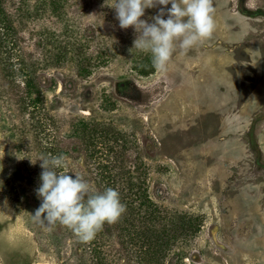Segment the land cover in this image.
<instances>
[{
  "label": "rangeland",
  "instance_id": "1",
  "mask_svg": "<svg viewBox=\"0 0 264 264\" xmlns=\"http://www.w3.org/2000/svg\"><path fill=\"white\" fill-rule=\"evenodd\" d=\"M114 3L0 0V264H92L89 242L32 218L42 169L31 160L51 156L52 143L77 142L70 127L78 118L123 130L146 163L152 199L193 221L159 264H264V0H213L211 38L187 52L177 47L165 71L150 53L129 51L136 33L119 27ZM3 16L13 28L7 43ZM59 41L69 44L61 61ZM78 53L88 73L78 72ZM26 78L41 85L47 138L35 132L33 107L19 102ZM73 150L79 158L64 155L58 171L90 187L99 162L120 164L105 148L98 160ZM123 223L108 232L113 264H146L122 251Z\"/></svg>",
  "mask_w": 264,
  "mask_h": 264
},
{
  "label": "trees",
  "instance_id": "2",
  "mask_svg": "<svg viewBox=\"0 0 264 264\" xmlns=\"http://www.w3.org/2000/svg\"><path fill=\"white\" fill-rule=\"evenodd\" d=\"M1 20H5L4 31L1 33L2 41L7 43L12 37L13 28L8 17L3 16ZM65 43L62 44L59 41L55 44L54 55L58 61L64 58L68 50L69 44ZM74 45L71 44V46ZM74 61L78 65V72L81 74L89 72L86 67L82 66L79 53ZM150 69L151 66L141 68L144 72H149ZM21 70L25 71V68L22 67ZM26 80V96H21L19 102L25 110L33 107L30 115L34 122L35 132L37 135L44 133L47 138L50 117L44 111L45 101L41 85L35 81V78H26ZM70 128L71 137L78 141L52 143L49 149L54 153L51 156L65 155L79 158L74 153V148L77 151H86V159L98 160L101 159L100 155L105 153L103 152L105 148L108 158L111 157L120 164L116 166L106 164V161L99 162L98 166L91 171L94 181L91 188L103 191L106 187H112L119 192L121 202L126 205V211L118 220L124 222L123 226L118 227L121 229L120 247L122 251L127 255L131 252L137 253L140 261L145 260L146 264H159V258L182 235L179 231L190 225L193 226V221L190 222L188 218L177 219L178 213L175 209H168L152 199L147 184L146 163L139 153L134 154L135 150L132 151V149L137 146L123 130L86 118L75 119ZM25 132H22L20 136ZM136 221H140L141 224L136 225ZM114 225L115 223H105L102 231H99L95 238L89 241L92 264H113L114 240L108 236V232L114 229Z\"/></svg>",
  "mask_w": 264,
  "mask_h": 264
},
{
  "label": "clouds",
  "instance_id": "3",
  "mask_svg": "<svg viewBox=\"0 0 264 264\" xmlns=\"http://www.w3.org/2000/svg\"><path fill=\"white\" fill-rule=\"evenodd\" d=\"M171 4V7H166ZM121 29L130 26L136 33L133 45L151 54L152 66L165 71L177 47L187 52L213 35L216 22L213 0H115L109 5ZM164 6V7H159ZM148 20L141 19L145 10L157 8ZM167 15V18H164ZM40 185L35 193L41 203L32 213L35 222L50 231L57 223L71 229L83 242H89L105 223H116L126 211L120 194L112 187L96 191L80 174L58 171L65 166V157L40 156Z\"/></svg>",
  "mask_w": 264,
  "mask_h": 264
}]
</instances>
